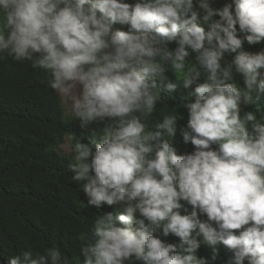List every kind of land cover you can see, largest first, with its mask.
Listing matches in <instances>:
<instances>
[{"label":"clouds","instance_id":"clouds-1","mask_svg":"<svg viewBox=\"0 0 264 264\" xmlns=\"http://www.w3.org/2000/svg\"><path fill=\"white\" fill-rule=\"evenodd\" d=\"M245 41L264 42V0L221 8L212 0H0V53L47 71L80 128L110 121L94 150L77 147L70 165L89 206L121 207L95 219L83 264H207L197 255L201 236L226 246L231 264H264V117L241 115L264 98V51H242ZM226 53L238 54L229 62ZM169 65L186 89L205 77L189 93L195 101L183 105L190 154L178 155L170 142L176 114L147 125L161 98L152 78L165 79ZM177 87L168 82L164 90ZM8 264L67 261L52 248Z\"/></svg>","mask_w":264,"mask_h":264},{"label":"trees","instance_id":"trees-1","mask_svg":"<svg viewBox=\"0 0 264 264\" xmlns=\"http://www.w3.org/2000/svg\"><path fill=\"white\" fill-rule=\"evenodd\" d=\"M125 2L135 4L136 0ZM232 2L212 0V7L221 8ZM116 29L127 31L128 26L115 24L113 30ZM237 29L243 36L238 25ZM175 47V43L169 45L171 49ZM241 50L259 53L264 51V42L249 45L245 41ZM237 54L226 53V61L230 62ZM189 59L194 60L195 53ZM260 71L264 72V68ZM163 75L165 79L152 78L161 98L147 125L151 129L163 115L176 114L180 117L177 133L169 138L170 142L178 155L190 154L195 146L185 143L183 138L182 129L188 122V110L183 105L195 101L189 93L204 83L205 77L202 75L186 89L170 65ZM49 80L50 74L34 68L31 60L16 61L6 52L0 53V264H8L11 257L22 256L28 250L35 255L46 254L52 248L61 252L67 264H83L81 249L92 239L95 219L103 213L120 212L118 205L105 204L102 209L89 206L83 192L84 181L72 178L70 165L75 159L59 150L66 138L76 147L88 146L94 150L103 127L110 121L80 128L78 120L67 118L61 97L49 86ZM235 81L243 88L242 77L237 76ZM168 82L177 83V89L171 93L164 90ZM247 111L255 112L258 119L264 117V98L256 104L242 106L241 115ZM261 123L264 124V119ZM217 147L212 145L213 149ZM181 203L191 211L190 205ZM136 219H142L139 213ZM201 219L207 217L202 215ZM117 226H120L118 221ZM158 235L168 243H180L174 235L165 237L162 231ZM199 239L201 247L197 255L206 259L207 264H231L233 253L226 246L218 244L214 248L202 236Z\"/></svg>","mask_w":264,"mask_h":264},{"label":"rangeland","instance_id":"rangeland-1","mask_svg":"<svg viewBox=\"0 0 264 264\" xmlns=\"http://www.w3.org/2000/svg\"><path fill=\"white\" fill-rule=\"evenodd\" d=\"M61 100H62V105L64 107V111H65V114H66L67 118L74 119V117L71 114V101H70V98H68V97H61ZM76 148L77 147L74 146L71 143L70 139L69 138H66L65 141L63 142V144L60 146L59 150L63 154L70 155V156H72L74 158V155H75L74 150ZM118 206H119V210L121 211L120 205H118Z\"/></svg>","mask_w":264,"mask_h":264}]
</instances>
